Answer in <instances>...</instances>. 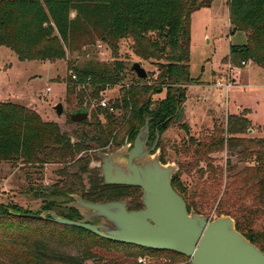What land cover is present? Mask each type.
Returning a JSON list of instances; mask_svg holds the SVG:
<instances>
[{
  "label": "trees",
  "instance_id": "trees-1",
  "mask_svg": "<svg viewBox=\"0 0 264 264\" xmlns=\"http://www.w3.org/2000/svg\"><path fill=\"white\" fill-rule=\"evenodd\" d=\"M211 1L0 0V46L9 48L19 60L64 59L67 49H80L96 39L117 54L119 40L129 37L135 56L156 66L152 79L135 78V84L121 87V95L114 102L115 111L99 109L103 122L96 113L77 122L80 132L75 133L77 140L73 142L56 123L44 121L34 110L0 101V163L21 167L58 164L61 179L60 184H54L53 194L68 201L66 192L79 193L90 201L124 198L128 209L140 208V188L105 184L99 167L91 165L92 160H98L92 155L110 143V149L118 147L127 134L128 140H132L144 122V114L152 117L153 138L155 128L161 135L172 121H177L186 88L195 81L189 74V16ZM225 2L231 32L240 31L246 38L242 44H231L227 57L237 60L247 55L264 66V0ZM71 11L75 12L72 18ZM114 64L120 70L126 67L121 61ZM72 70L79 80L92 77L93 84L96 83L90 92L92 97L97 96L104 83L114 84L121 79L116 69ZM68 82L72 85L66 87L65 99L71 103L76 84L70 78ZM78 92L75 97L85 94L82 89ZM161 93L163 97L153 99ZM153 102L155 108L150 111ZM242 122L247 123V119L242 118ZM232 129L228 121L225 131L230 135L225 136L224 129L219 128L209 135L208 141L194 142L193 159L181 164L187 175L194 169L196 181L192 189L182 183L179 172L172 176L171 184L185 199L188 209L192 207L200 213L212 209L213 215L230 214L236 228L264 251V229L262 233L252 230L254 223L264 221V137L236 136ZM247 129L242 125L238 128L243 133ZM224 149L230 154L244 155L242 160L248 156H255L256 160L255 164L240 169L231 166L228 160L230 180L222 187L224 170L213 164L211 154ZM62 208L71 214L60 215L70 219L80 217L74 208ZM25 213L29 212L0 204V264H140L136 261L139 256L162 252L172 254L173 262L188 260L175 252L103 239L85 229L58 224L48 214L44 219H35L20 215ZM110 247L123 258L105 260L107 255L100 250L107 252Z\"/></svg>",
  "mask_w": 264,
  "mask_h": 264
},
{
  "label": "rangeland",
  "instance_id": "rangeland-1",
  "mask_svg": "<svg viewBox=\"0 0 264 264\" xmlns=\"http://www.w3.org/2000/svg\"><path fill=\"white\" fill-rule=\"evenodd\" d=\"M74 15L75 12L71 11L70 17ZM243 36L244 34L239 31L231 34L225 0H212L209 5L192 11L189 16V74L195 81L186 88L183 102L186 106L184 119L181 122L172 121L163 130L158 142L162 161L174 162L179 166L180 179L189 189H192L196 181L194 169L190 171L191 175H187L182 172L181 164L193 159L192 150L195 141H208L209 135L219 128L224 129L225 136L230 135L225 131L228 121H231L233 125L231 130L233 135L264 137V66L257 64L247 55L240 56L237 60H230L227 57L230 45L243 43ZM118 45L117 54H113L108 45L96 39L80 49H67L64 59L53 61H22L9 48L0 46V65L4 69L0 70V101L17 103L34 110L44 121L56 123L61 132L69 135L72 142L76 141L75 133L80 132V128L75 122L68 120L67 114L71 110L88 107V118L96 113L102 122L103 115L98 108L92 109L83 103L91 98L90 92L94 85L91 88L87 85L85 88L81 87L85 94L79 97H75L80 90L77 89L79 86H76L71 103H67L66 87L72 85L68 82L70 70L88 67L96 71L116 69L115 73L121 79L107 94V97H110V103L120 97L123 84L136 83V75L128 68L132 62L138 61L150 79L155 74L156 66L153 62L135 56L131 47V38L120 39ZM120 61L126 66L123 70L117 69L114 64ZM229 64L233 69L229 68ZM254 65L261 67L262 72L257 73L256 70H252V74L246 76L245 72L248 73V69H253ZM230 81L234 85L229 89L226 90L225 87L220 86ZM47 87L50 88L48 92H46ZM163 96L164 93L154 95L153 99L157 100ZM58 102L63 105L60 116H57L52 109ZM80 102L82 104L78 105ZM237 105L250 108L251 120L245 117L247 123L242 122L245 113L235 112ZM240 125L248 127L245 133L238 130ZM149 139L152 140L153 136L151 135ZM212 157H214V165L223 167L222 187L230 180L227 176L228 167L235 165L236 169H240L255 164L256 160L255 156H248L242 160L244 155H238V153L230 155L226 150L213 153ZM228 159L231 161V166L225 164ZM91 165L99 167L98 160H92ZM200 165L202 166L203 162H200ZM58 167L59 165L54 163L26 167L13 166L8 162L0 163V204L16 206L33 214L44 213L49 209L58 214H71L67 209L58 206V203L68 201L67 198L51 192L55 183V185L60 184ZM201 213L214 217L212 209H205ZM263 222L259 220L254 223L252 230L262 233ZM100 252L107 255L105 260L115 259L116 256L123 258L113 247H110L107 252L102 250ZM140 257L145 258V261L138 262ZM173 259L172 254L162 252L144 254L136 261L140 264L189 263V259H179L175 262Z\"/></svg>",
  "mask_w": 264,
  "mask_h": 264
},
{
  "label": "water",
  "instance_id": "water-1",
  "mask_svg": "<svg viewBox=\"0 0 264 264\" xmlns=\"http://www.w3.org/2000/svg\"><path fill=\"white\" fill-rule=\"evenodd\" d=\"M128 68L137 78L147 77L138 61ZM154 108L153 102L149 110ZM52 109L60 116L63 105L58 102ZM185 112L183 104L177 121L184 119ZM67 117L75 123L83 121L88 118V107L73 109ZM143 119L132 140H128L127 134L118 147L95 153L105 184L141 189L140 208L128 209L124 198L90 201L79 193L66 192L70 200L58 206L74 208L79 218L70 219L51 209L20 215L44 219L48 214L58 224L79 227L103 239L184 255L189 258V264H264V251L236 228L230 214L209 218L192 207L187 208L186 201L171 184L179 166L160 160L161 150L157 145L160 132L155 128L152 143L148 144L152 117L144 114Z\"/></svg>",
  "mask_w": 264,
  "mask_h": 264
},
{
  "label": "built area",
  "instance_id": "built-area-1",
  "mask_svg": "<svg viewBox=\"0 0 264 264\" xmlns=\"http://www.w3.org/2000/svg\"><path fill=\"white\" fill-rule=\"evenodd\" d=\"M228 66H229V68H232V66L230 64ZM69 77L76 84V86H79L78 88L76 87L77 89L85 88L86 85L88 86V88L89 87L91 88L92 85H96V83L93 84L92 77L90 75L85 77L83 80H79V76L73 70H70L69 71ZM130 84H132V83H125V84H123V86L128 87ZM116 85H117V83H114V84L113 83H104L103 88L98 91L97 96H95V97L90 96L91 98L88 101L83 102L84 105L87 104V106L89 105L92 109L98 108V109L106 110L107 112L115 111L116 110L115 105H114L115 101L110 103V97H107V94L109 92H111ZM233 85H234L233 82L230 81V82H224L220 86L225 87V89L227 90L230 87H232ZM49 90H50V88L47 87L46 92H48ZM144 261H145V258L140 257L138 259V262H144Z\"/></svg>",
  "mask_w": 264,
  "mask_h": 264
},
{
  "label": "crops",
  "instance_id": "crops-1",
  "mask_svg": "<svg viewBox=\"0 0 264 264\" xmlns=\"http://www.w3.org/2000/svg\"><path fill=\"white\" fill-rule=\"evenodd\" d=\"M227 6V5H226ZM228 9V8H227ZM230 26V25H229ZM240 32V31H239ZM235 32H231V34H234ZM244 34V33H243ZM244 37V42H245V40H246V38H245V35L243 36ZM243 42V43H244ZM239 44H242V43H239ZM246 66V65H245ZM244 66V67H245ZM248 66V65H247ZM0 70H4L3 68H2V66L0 65ZM252 70H256V72L257 73H259V72H262L261 70H262V68L261 67H259V66H257V65H254V68L253 69H248V73H246L245 72V75L247 76V74H252ZM255 72V71H254ZM247 78V77H246ZM239 111H241L242 113H245V115H243L244 117H246V118H248L249 117V115H250V108H248V107H246V106H243V105H237L236 106V108H235V112L236 113H238ZM249 120H251L250 119V117H249Z\"/></svg>",
  "mask_w": 264,
  "mask_h": 264
},
{
  "label": "flooded vegetation",
  "instance_id": "flooded-vegetation-1",
  "mask_svg": "<svg viewBox=\"0 0 264 264\" xmlns=\"http://www.w3.org/2000/svg\"><path fill=\"white\" fill-rule=\"evenodd\" d=\"M151 143H152V140L149 139V140H148V144H151ZM110 145H111V143L107 146V148H105V149H103V150H112V149H114V148L110 149V148H109ZM224 150H226V149H224ZM224 150H223V151H224ZM226 151H227V150H226ZM212 154H213V153H212ZM212 154H211V157H212ZM230 155H231V154H230ZM213 158H214V157H212V159H213ZM228 160H229V159H228ZM228 160H226V163H227ZM229 161H230V160H229ZM212 162H214V159H213ZM230 162H231V161H230ZM226 163H225V164H226ZM230 164H231V163H230ZM226 165H227V164H226ZM215 166H217V165H215ZM140 190H141V189H140ZM140 193H141V192H140ZM138 197H140V195H139ZM126 200H127V199H126ZM184 200H185V199H184ZM186 204H187V203H186ZM203 214H204V213H203ZM215 216H217V215H214V217H215ZM207 217H208V216H207ZM209 218H213V217H209ZM188 259H189V258H188ZM188 264H189V263H188Z\"/></svg>",
  "mask_w": 264,
  "mask_h": 264
}]
</instances>
